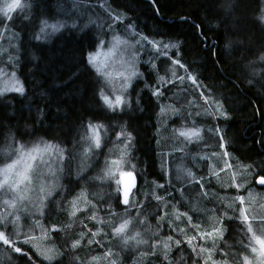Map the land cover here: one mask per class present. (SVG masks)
I'll list each match as a JSON object with an SVG mask.
<instances>
[{"label":"trees","instance_id":"trees-1","mask_svg":"<svg viewBox=\"0 0 264 264\" xmlns=\"http://www.w3.org/2000/svg\"><path fill=\"white\" fill-rule=\"evenodd\" d=\"M74 1L88 6L91 14H95V8L98 13L109 15L101 11L100 5L105 4L116 16L124 19L123 27L133 25L137 34L175 44L177 48L171 53L149 50L151 57L148 58L147 69L150 71L155 63L164 64V59L158 55L166 53L172 54L174 57H170L185 66L186 73L195 79L200 89L213 97L212 105L221 110L218 114L211 106L208 113L204 111V115H199L204 106L201 97L191 91L198 100L197 107L192 110L195 122L205 129L209 125L216 132H226L222 145L228 152V160L231 156L234 167L242 164L260 167V174L242 195L253 187L264 191V186L256 184L258 176L264 177V0H240V8L233 11L229 10L225 0H154L157 8L145 0H30L26 20L31 31L23 34L19 26L11 24L8 29L16 32L23 43V52L16 61H19L18 74L23 79L25 92L0 96V151L3 148L13 151L16 145V149L18 145L29 148L48 142L67 150L84 146V151H87L84 140L89 127L94 125L103 127L104 139L96 152L88 150L86 155L80 151L79 154L87 157L88 162L92 161L91 157L93 161L98 160L97 165L80 174L77 170L68 172L62 191L54 196L43 221L47 230L55 228L53 233L49 230V234L54 236L57 256L52 262H45L7 238L9 242L1 244L6 248V257L18 262L22 256H27L30 264H96L93 259L103 255L107 248L106 242L102 241L103 236L98 234L100 227L103 231L108 230L105 219L126 211L129 206L124 207L118 192H115L98 203L95 209L93 204L79 210L73 207L74 200L80 197L78 195L84 194L85 183L105 166L110 154L108 148H112L116 141V124L123 118L103 99V81L89 62L91 53L107 35L104 28L93 20L96 16L85 17L82 28L64 26L62 31L45 34L50 37L45 41L35 39L45 21L47 25L59 24L60 29V23L53 19L58 17L59 8ZM255 11L258 18H254ZM146 67L141 69L140 66V69L143 71ZM143 83L138 81L134 91V95L139 96V114L126 128L132 135L119 140L129 142L130 157L136 163L139 187L132 197L145 193L152 204L158 205L149 196V191L157 190L156 198L163 196L165 190L159 191V187L153 188V185L156 179L158 184L166 179L161 170L153 177L154 173L143 167V162L148 161L150 166L154 164L162 169L160 112L165 106L174 107L175 102L168 97L170 91L168 95L164 94L167 89H150ZM218 137L222 138L220 132ZM232 179L234 181L233 176ZM229 190L237 193L231 188ZM219 191L225 192L221 188ZM60 205L65 207L60 209ZM227 210L234 211V214L237 212L226 207ZM75 211L78 212L74 215ZM190 230L198 235L196 230ZM172 237L179 238L180 242L167 259L164 257L165 249H161L158 255L149 253L146 248L139 249L134 256L140 255L143 264L180 263L185 258L188 263L203 264V258L194 254L185 237L175 234ZM171 240V247L177 245L178 242ZM16 247H19V253L15 252ZM106 263H110L109 260Z\"/></svg>","mask_w":264,"mask_h":264},{"label":"rangeland","instance_id":"rangeland-1","mask_svg":"<svg viewBox=\"0 0 264 264\" xmlns=\"http://www.w3.org/2000/svg\"><path fill=\"white\" fill-rule=\"evenodd\" d=\"M12 3L14 0H0V96L25 92L23 79L18 74L19 61H16L23 52V43L16 32L8 29L10 24L22 30L30 27L26 16L31 2L21 0V7L6 14ZM225 4L231 9L240 8L241 5L240 0H225ZM100 8L109 15H102L95 8V14H91L88 6L70 2L66 7L59 8L58 17L53 19L60 23V29L59 24L47 25L46 21L41 28L42 34L62 31L64 26L82 28L85 17L96 16L93 20L107 33L95 52L91 53L96 57L93 66L104 84L103 97H107L112 106L107 104L110 109L119 111L123 118L116 124V141L112 148H108L110 154L105 166L85 183L84 194L74 200L76 210L90 204L95 209L98 203L115 192L120 197L123 176L137 170L135 161L130 157L129 142L119 140L132 135L126 128L139 114V96L134 95L136 83L150 77L149 72L163 76L164 73L175 72L179 67L170 57L172 54L166 53L158 55L164 59V64L155 63L146 74L140 66L149 65V50L171 53L177 48L175 44L137 34L133 25L123 27L124 19L116 16L105 4ZM186 76L190 87L185 86L178 91L173 89L169 98L175 102V106H165L160 112L159 145L164 161L160 170L166 180L158 184V190L165 192L156 198L157 190L149 191V196L158 205L148 201L145 193L136 195L131 198L126 211L105 219L108 230L103 231L100 227L98 234L103 236L102 241L106 242L107 248L103 245L105 253L93 259L96 264H143L140 262L141 256H134V252L145 248L157 255L161 254V249H165L164 257L167 259V255L180 242L179 238L176 240L172 237L173 234L181 237L188 234L185 237L187 244L193 248L196 256L203 258V264H264L261 246L253 239L256 236L264 240V191L253 187L242 195L243 190L251 186L260 174V167L243 164L234 167L231 156L228 160V152L223 146L226 132L219 130L222 134L220 139L219 132L211 126L207 125L205 129L195 122L192 110L194 106L197 107L198 100L191 91L201 97L204 108L199 115H204V111L208 113L211 106L218 114L221 110L212 105L213 97L204 93L191 75ZM17 86L23 88L22 93L14 90ZM165 93L168 94L169 90ZM117 98L121 101L118 105ZM209 114L212 116V113ZM103 139V127L90 126L84 140L87 151L99 150ZM18 146L13 151L6 148L0 151V264H30L27 256H22L18 262L6 257V248L1 244L6 245L9 242L7 238L15 241L20 248H25L29 254L33 252L43 261L52 262L57 256V248L49 230L53 233L55 228L47 230L43 222L51 202L62 191L69 171L77 170L80 174L88 167L96 166L98 160L93 161L91 157L92 161L88 162L87 157L80 155L84 146L77 150H67L51 142L29 148ZM87 151H84L86 155L89 153ZM220 188L225 190L223 194ZM230 188L237 193H232ZM226 207L237 212L225 211ZM122 226L123 231L117 232ZM249 227L251 232L248 231ZM190 229L196 230L198 235L195 236ZM171 239L178 242L177 245L171 247ZM19 247L15 252L19 253ZM253 247L257 249L256 252L252 251ZM107 259L110 263H106Z\"/></svg>","mask_w":264,"mask_h":264},{"label":"bare ground","instance_id":"bare-ground-1","mask_svg":"<svg viewBox=\"0 0 264 264\" xmlns=\"http://www.w3.org/2000/svg\"><path fill=\"white\" fill-rule=\"evenodd\" d=\"M145 1L150 2L154 6V8H157L156 7V3H155L154 0H151V1L150 0H145ZM229 10L230 11H233L234 9H231L230 8ZM158 14H159V12H158ZM254 14H255L254 15L255 16L254 18H258L256 11H255ZM21 31L23 32V34H26V33H29L31 31V29L29 27L27 30H22L21 29ZM35 39L38 40V41H45V40L48 39V36L45 35V34L39 33V34H37V36L35 37ZM144 66L146 67V65H141V69H143ZM178 66L179 67L175 70V72L164 73L163 76H160V75L157 76L156 74L149 72V70L146 67L143 71H145L146 74H148V72H149V74H151V76L150 77H147V78H143V80H141V81L144 82L143 84L145 85V87L146 86H150V89H155L157 87H159V88L163 87V88L169 90L170 93H173V91H172L173 89H176L178 91L182 87H185V86L188 85V80H187L188 79V76H186L187 73L185 71V66L182 65V63H178ZM162 161H163V158H162ZM143 164L145 165L143 167H147V168L151 169V171L154 173L153 177H156L158 175L160 169H161V166H157V165H154V164L152 166H150V164H149L148 161H144ZM260 176H263V175H260ZM155 181L156 182L153 185L154 186L153 188H157V186H158V182L159 181L157 179ZM148 201H149V199H148ZM148 201H146L144 203V205ZM187 235H184V237H186ZM184 260L187 262V259H184ZM183 261L180 262V263H183Z\"/></svg>","mask_w":264,"mask_h":264},{"label":"water","instance_id":"water-1","mask_svg":"<svg viewBox=\"0 0 264 264\" xmlns=\"http://www.w3.org/2000/svg\"><path fill=\"white\" fill-rule=\"evenodd\" d=\"M151 1V0H150ZM131 175H124L122 178L121 182V195H120V200L121 204L126 207L129 204L131 196L134 194V192L138 189L139 187V177L136 172H130ZM261 180H264L263 176H258L256 178V184L259 187L264 186V184L260 183ZM125 200L127 202L125 203Z\"/></svg>","mask_w":264,"mask_h":264},{"label":"snow or ice","instance_id":"snow-or-ice-1","mask_svg":"<svg viewBox=\"0 0 264 264\" xmlns=\"http://www.w3.org/2000/svg\"><path fill=\"white\" fill-rule=\"evenodd\" d=\"M19 7H21V0H14V3H12V4H10L8 6V8L6 10V14H7V12H11V11H13L15 9H18ZM7 18L10 19V17H7ZM95 61H96V57L95 56H90L89 57V62L92 63L93 65H95ZM14 90L15 91H18V92H21V93L23 92V88L22 87H19V86H17ZM104 99H105V102L106 103H108L110 106H112L111 101H109L107 97H104ZM119 103H121V101H120L119 98H117L116 99V104L118 105ZM126 175H129L130 176L131 173H127ZM23 179L26 180L27 177L24 176ZM260 183L264 184V180H261ZM126 202H127V200H125V203ZM244 219L247 220V217H244ZM121 231H123V226L120 229H117V232H121ZM248 231L249 232L252 231L251 227L248 228ZM0 238H2V237H0ZM253 239H254V241H255L256 244H258V245L261 246V254L264 255V240H262V239H260L259 237H256V236H254ZM5 243H7V241H5ZM252 251L253 252H256L257 249L255 247H253L252 248Z\"/></svg>","mask_w":264,"mask_h":264},{"label":"flooded vegetation","instance_id":"flooded-vegetation-1","mask_svg":"<svg viewBox=\"0 0 264 264\" xmlns=\"http://www.w3.org/2000/svg\"><path fill=\"white\" fill-rule=\"evenodd\" d=\"M165 100H166V97H165Z\"/></svg>","mask_w":264,"mask_h":264}]
</instances>
